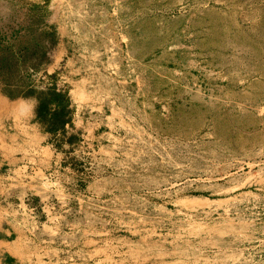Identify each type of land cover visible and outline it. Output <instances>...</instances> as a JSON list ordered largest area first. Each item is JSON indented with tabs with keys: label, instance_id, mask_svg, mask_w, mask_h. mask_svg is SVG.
I'll use <instances>...</instances> for the list:
<instances>
[{
	"label": "rangeland",
	"instance_id": "1",
	"mask_svg": "<svg viewBox=\"0 0 264 264\" xmlns=\"http://www.w3.org/2000/svg\"><path fill=\"white\" fill-rule=\"evenodd\" d=\"M0 264H264V0H0Z\"/></svg>",
	"mask_w": 264,
	"mask_h": 264
},
{
	"label": "trees",
	"instance_id": "2",
	"mask_svg": "<svg viewBox=\"0 0 264 264\" xmlns=\"http://www.w3.org/2000/svg\"><path fill=\"white\" fill-rule=\"evenodd\" d=\"M50 93L53 94V97H55L57 99L63 98V100L52 103L54 106V109L52 111L50 110L48 112V109H47L48 104H41V102L38 99V104H37L38 106H36V110H35L36 119L39 121V123H41L40 111L42 114V110H46L47 111L46 115H48L50 117V120H51L50 124L48 125V129H47L48 132H50V133H53L54 131H63L64 132L65 126L70 124V122H71L70 119H62L63 116L68 114V112H66L65 110H66L67 105L69 103L65 100V95H63L59 92H56L54 89H50ZM45 116H44V118H45Z\"/></svg>",
	"mask_w": 264,
	"mask_h": 264
},
{
	"label": "crops",
	"instance_id": "3",
	"mask_svg": "<svg viewBox=\"0 0 264 264\" xmlns=\"http://www.w3.org/2000/svg\"><path fill=\"white\" fill-rule=\"evenodd\" d=\"M19 104H25V106H27L25 102H24V103L22 102V103H19ZM35 104H36V103H35ZM34 109H35V108H34ZM27 111H28V110L25 111V115L27 114Z\"/></svg>",
	"mask_w": 264,
	"mask_h": 264
},
{
	"label": "bare ground",
	"instance_id": "4",
	"mask_svg": "<svg viewBox=\"0 0 264 264\" xmlns=\"http://www.w3.org/2000/svg\"><path fill=\"white\" fill-rule=\"evenodd\" d=\"M20 108V107H19ZM23 110V109H22Z\"/></svg>",
	"mask_w": 264,
	"mask_h": 264
}]
</instances>
